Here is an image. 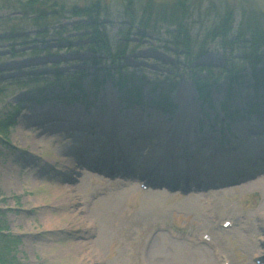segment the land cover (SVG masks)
Segmentation results:
<instances>
[{"label": "rangeland", "instance_id": "374dc122", "mask_svg": "<svg viewBox=\"0 0 264 264\" xmlns=\"http://www.w3.org/2000/svg\"><path fill=\"white\" fill-rule=\"evenodd\" d=\"M17 1L0 0V20L11 18L8 23L0 22V37L5 36L4 27L17 26L20 32L16 36L25 38L0 40V121L10 114L14 116L6 137L11 145L0 143V235H5L4 240L10 236L19 238L12 245L11 264H263L258 261L264 260V185L246 190L243 185L264 176L259 157L264 149V134L250 129L255 123L264 124V88L254 90L248 81L234 84L229 100V81L216 68L218 82L210 84L211 101L205 102L184 63L187 59L184 55L177 58L167 49L172 42L167 27L159 34L149 32L147 37L138 35L134 28L128 42L120 39L125 38L120 31H124L126 19L116 0H107L112 14L101 27L114 38L113 48L126 44L125 53L116 62L107 54L77 48L90 42L78 37L86 32L84 29L73 28L86 23L84 18H51L49 25L41 27L32 19L19 17L21 11L14 10ZM91 1L50 0V4L70 8L86 6ZM229 1L239 7L245 0ZM249 1L264 11V0ZM215 2L221 5V0ZM239 21L237 14L235 25ZM61 25L67 26L63 39L54 31ZM199 29L200 25H194L191 30L197 38L202 32ZM71 45L76 46L75 50ZM219 46L218 39L207 43L209 51L194 64L223 65L225 57ZM94 58L102 59L95 62ZM107 69L125 71L128 81L124 87L118 82L119 74L105 75ZM57 70L60 78L86 70L89 75L74 82L43 74ZM243 72L251 76L250 66ZM208 73L202 71L198 77L206 80ZM35 74H43L38 75L42 82L36 88L24 82L19 86L9 83L13 78L27 79ZM104 76V82L98 85L94 78L101 81ZM158 78L165 79L158 84ZM41 88L43 93L36 90ZM164 96L174 106L173 111L166 110L167 100L161 103ZM43 97L53 98L46 105L50 114L66 112L60 105L63 98L72 102L73 110H79L82 102H97L98 126H93L96 133L100 128L108 132V115L113 112L117 133L125 139L123 146L136 175L123 172V167L116 168L120 171L116 172L110 167L115 162L110 160H106L109 165H97L100 162L96 155L93 162L84 159L88 152L82 148L83 136L79 131L57 128L65 126L66 121L51 120L48 113L42 116L44 107L36 102L45 101ZM225 102L233 112L238 109L234 120H230L228 109L225 113ZM253 105L263 113H257V109L252 112ZM17 107L20 111L14 115ZM224 120L231 124L229 131L222 127ZM51 123L53 129L46 130ZM174 123L184 130L192 129L188 136L193 133L194 137L187 145L182 144L186 131H169ZM100 135L105 138L102 145L108 139ZM171 137L173 141L169 143ZM166 153L178 155V171L184 167L182 162L189 160L203 170L212 165L217 174L226 178L204 186L201 182L198 185L194 176L185 179L177 173L168 178L158 170L163 177L147 179L148 188L164 195L165 209L148 205L142 197L150 191L138 188L135 181L156 156ZM255 158L261 162L258 166L253 165ZM120 160L116 162L122 163ZM239 161L243 176L237 166ZM245 166L250 170L246 171ZM81 179L87 185L76 189ZM225 220H230L231 226L223 227ZM205 232L217 238L215 246L202 240Z\"/></svg>", "mask_w": 264, "mask_h": 264}, {"label": "trees", "instance_id": "16d2710c", "mask_svg": "<svg viewBox=\"0 0 264 264\" xmlns=\"http://www.w3.org/2000/svg\"><path fill=\"white\" fill-rule=\"evenodd\" d=\"M116 1L120 4L121 8H123V13L126 19L124 23L125 29L124 31H120L124 33L125 38L120 39H124L128 42L133 35L132 30H134V28L138 29V35L141 37H147L149 32L159 34L162 28L167 27L166 32L171 37L172 41L167 49L176 54L177 58H179L180 55H184L185 59H187L184 63L185 65H188V68L190 69L192 76L191 79L194 81L199 97L205 102L211 101L210 84L218 82V78H216L214 74L216 68L220 69L221 73H224L225 78L229 81L227 87V97L229 100L232 97L234 84L243 85L248 81L250 83L249 85L252 86L254 90H258L260 87L264 88V11L256 8L249 0L242 1L243 3H241L239 7L229 0H221V5L219 7L215 0H211L208 3L204 0ZM49 4L50 0H18L17 6L14 10L17 9L18 11H21L22 14L19 17L32 19L35 22L34 24L41 27L49 25V20L51 18H57L58 20L65 19L68 16L69 18H84L86 23L73 25V28L74 31H81L84 29L86 32L78 37L88 39L90 42L87 44H79L77 46L78 49L89 48L95 54H107L113 62H116V60L125 53L127 49L126 44L121 43L124 45L119 46L120 48H113L112 44L114 38L108 36L106 28H101L108 23L105 22V19L112 14L111 6L107 5V0H92L86 6H72L70 8H65L64 6L54 8L55 6ZM46 7L48 8L46 9ZM49 10L54 11L51 13ZM237 14L240 16V21L235 25ZM10 19L11 18H8L7 20L1 19L0 22L5 24L8 23ZM194 25H200L199 30H202L198 38L191 32ZM61 26V28L58 30L54 29V31L60 39H63L61 37L65 35L64 33H67V26ZM3 32L5 36H1L0 40L15 41L18 39H25L16 36V34L20 32V29L17 26L4 27ZM43 34L45 35V32H43ZM201 37H203V41L200 44L201 47H199L198 43L200 42L198 41ZM217 39L220 44L219 48H222L223 50L225 63L218 66L213 64H194L196 59L204 56L209 51L206 47L207 43L210 41L215 42ZM74 47L76 46L71 45V49L75 50ZM34 51L38 52L37 49ZM45 51L50 52V48H46ZM101 59L102 58H94L92 61L99 62ZM246 66H250L252 72L251 76H248L247 73L243 72L245 71ZM112 70L113 71L107 69V74L105 73V75H113L112 73L119 74L120 78L118 82L124 87L125 83L128 81V77L124 75L125 71ZM202 71L209 72L206 80L198 77L201 75ZM59 73L60 70H57L55 73L45 72L43 74H47V78L50 77L48 74H51L55 77V80L63 81L71 79L74 82H78L83 77L89 75V72L86 70L77 74L75 73L72 76L69 75L60 78ZM43 74H35L36 76L28 75L27 79L13 78L9 80V83L19 86L20 84L23 85L22 82H24L29 84L27 85L28 87L36 88L42 82L41 77L39 78L38 75ZM94 79L98 81V85H100L104 82L105 76L101 81H99V79L97 80V77ZM140 79H142V77H140ZM164 79L165 78H158L156 81L159 84L163 82ZM44 85H47V83ZM48 85H50V83ZM169 89H171L170 86ZM36 90H39L41 93L44 92L43 88ZM43 98L45 101L49 100V97ZM168 99L167 96H164L161 103L164 105L167 100L168 106L166 107V110L172 111L174 106H172ZM135 102H138V99H136ZM250 102L252 103L253 101ZM224 104L225 113H227L228 109V111L231 112L229 113L230 120H234L235 114L239 113L238 109L233 112V110L229 109L230 104L228 102H225ZM250 107L252 112H255L257 109V105ZM15 109L16 111L14 115L20 111V107ZM257 111L260 110L257 109ZM13 119L14 116L10 114L0 121V143H3L4 141L9 144V140L6 137L8 128L13 123ZM0 214H2L1 210ZM1 227L0 224V233L2 230ZM4 238L5 235H0V263L11 264L10 253L14 252L12 248L18 243L19 238L14 236H10L9 239L5 240Z\"/></svg>", "mask_w": 264, "mask_h": 264}, {"label": "bare ground", "instance_id": "6f19581e", "mask_svg": "<svg viewBox=\"0 0 264 264\" xmlns=\"http://www.w3.org/2000/svg\"><path fill=\"white\" fill-rule=\"evenodd\" d=\"M187 103V104H186ZM42 104H44V103H42ZM184 108H185V106L187 107V108H189V105H188V99L186 98V100H184ZM183 108V109H184ZM187 108H185V109H187ZM41 112H42V116H44L45 114H50L51 112L49 111V109H47L46 108V106L41 110ZM47 114V115H48ZM100 114V113H99ZM49 116V115H48ZM50 116H52V117H55V114H50ZM39 118H41V117H39ZM111 118L112 119H114L115 118V115H112L111 116ZM42 119V118H41ZM58 119V118H57ZM111 120H109V122H110ZM163 121V120H162ZM59 122H55V124H58ZM49 124V123H48ZM50 127H48V128H45L46 130L47 129H53L52 127V125H49ZM151 126H153V124L151 125ZM157 127V126H156ZM172 128V127H171ZM171 128H170V130H171ZM72 129H75V130H77V131H84L83 129H81L80 127H74V128H72ZM186 132H188V133H191V132H193L192 131V129H187V130H185ZM192 137H194V135H193V133H192V136L190 137V138H192ZM190 138H188V137H185V138H183L182 139V141H183V143H189L190 142ZM134 143V142H133ZM140 145V144H139ZM185 145H187V144H185ZM183 174V173H182ZM87 175V174H86ZM159 175V174H158ZM189 175H190V173H189ZM84 178V177H83ZM85 178H86V176H85ZM185 179H186V177H184ZM201 183H203V184H206V181H201ZM84 185H87L86 184V182H85V180L84 179H81V184L76 188V189H84L85 188V186ZM136 185L138 186V188L140 187V183L138 182V181H136ZM262 185H264V176L262 177H260V178H258V180L257 181H253V182H249V183H247V184H245V185H243V189L244 190H246V189H251V188H258L259 186H262ZM149 190V189H148ZM137 191V190H136ZM150 192L149 193H144L143 194V197H142V199H143V201L145 202V203H147L148 205H154V206H158V207H161V209L163 210V209H165V198H164V195L163 194H161V193H158V191H155V190H149ZM162 191V190H161ZM162 192H164V191H162ZM47 223H51V221L50 220H47ZM104 242V240H102V241H100V243H103ZM98 243V242H97ZM99 244V243H98ZM100 245V244H99Z\"/></svg>", "mask_w": 264, "mask_h": 264}]
</instances>
